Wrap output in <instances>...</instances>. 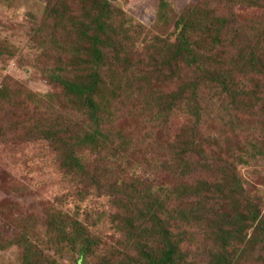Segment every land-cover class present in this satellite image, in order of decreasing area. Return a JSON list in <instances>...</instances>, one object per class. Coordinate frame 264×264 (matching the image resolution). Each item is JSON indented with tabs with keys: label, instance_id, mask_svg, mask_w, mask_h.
<instances>
[{
	"label": "trees",
	"instance_id": "16d2710c",
	"mask_svg": "<svg viewBox=\"0 0 264 264\" xmlns=\"http://www.w3.org/2000/svg\"><path fill=\"white\" fill-rule=\"evenodd\" d=\"M85 1H91L86 6L89 8H84L81 17L74 16L72 25L79 40L67 43L76 46L74 52H68L55 35L49 36L47 43L31 45L46 56L52 44L61 49L55 63L40 66L44 60L36 66L61 91L42 96L11 83L0 90V100L15 109L14 128H24L25 142H47L56 155L62 182L81 191L78 201H85L92 193L112 201L117 211L113 222L123 241L119 249L110 253L112 257L103 258L101 264H122L118 262L121 259L125 264H188L187 242L194 243L193 231L203 227L206 240L213 246L212 250L207 249V264H240V243L264 246V213L248 200H244V212L230 215L216 211L220 210L216 206L223 196L243 195L236 166L228 160H222L218 169L206 166L205 173L215 169L213 180L192 176L194 167L196 172L202 170L200 160H204L213 143L201 133L203 122L209 119L201 95L213 91L218 95L217 101L224 97L227 107L237 111L258 99L259 88L264 87V41L259 40L264 27L259 29L254 22L248 30L240 26L235 32L238 41L233 55L225 52L228 18L201 3L193 4L177 15L171 36L147 41L143 51L150 71L139 73L138 77L125 76V88L131 91L124 96L120 87H115L120 76L118 61L111 63L109 59L118 54L123 36L131 28V18L126 19L125 12L115 7L112 0ZM235 1L248 6L264 3ZM168 4V0H158L157 14L162 19L169 12ZM51 11L55 18L67 14L58 7ZM11 53L0 47L1 55ZM124 65L122 62L121 67ZM184 71L194 77L185 79ZM135 79L140 82L137 87L132 83ZM115 93L129 103L140 104L149 124L160 129H166L168 121L178 113L187 116L188 124L182 125L173 142L167 144L175 156L152 161L153 168L158 169L155 177L167 176L170 180L150 182L148 174L129 177L122 166L118 169L123 175L110 177L102 165L92 162V156H106L104 162L117 166L127 161V143L112 127L110 111ZM119 102L125 106L121 99ZM19 111L29 118L19 115ZM258 154L264 153L259 150ZM46 221L47 229L42 234L34 233L35 228L26 222L20 235L8 242L0 228V250L10 242L18 244L23 249L24 264H62V260L90 264L101 251L100 238L77 216L52 209L46 214Z\"/></svg>",
	"mask_w": 264,
	"mask_h": 264
},
{
	"label": "rangeland",
	"instance_id": "374dc122",
	"mask_svg": "<svg viewBox=\"0 0 264 264\" xmlns=\"http://www.w3.org/2000/svg\"><path fill=\"white\" fill-rule=\"evenodd\" d=\"M89 3L91 1L85 0H0V47L12 52L11 55L0 54V90L6 83H11L22 85L42 96L60 92L61 89L51 85L36 66L44 60L40 66L47 62L55 63L61 49L52 44L46 56L31 45H37L36 42L47 43L49 36L55 35L58 41L66 45L68 52H74L76 46H67V43L79 40L73 31L74 16L81 17ZM112 3L121 8L126 19L131 18L129 21L132 22L131 28L123 36L118 54H113V58L109 59L111 63L118 61L120 76L116 78L115 87H120L124 96H128L131 91L125 88V76L132 78L135 74L138 77L139 73L150 71L146 67L144 45L156 36H171L177 15L193 4L201 3L228 18L225 52L231 51L233 55L238 41L235 32L240 26L248 30L254 22L259 24V29L264 27V3L248 6L238 4L235 0H168L169 12L163 19L157 14L158 0H112ZM53 7H58L63 13L67 11V14L55 18L51 11ZM259 40L264 41V35L261 34ZM136 58H139V62ZM122 62L125 65L121 67ZM183 73L185 79L194 77L189 71ZM132 83L137 87L140 82L135 79ZM259 92L255 102L249 101L247 106L238 111L232 106L227 107L228 101L224 97L217 101L218 95L213 91H204L201 95L202 104L209 112V119L203 122L201 133L204 139L207 137L213 143L212 149L205 152L204 160H200L202 170L196 172L194 167L192 177L213 180L215 169L211 168L209 173H205L206 166L214 165L218 169L222 160H228L229 164L236 166L243 193L219 199L221 202L216 206L221 210H216L219 214L244 212V200L258 205L264 213V154H258L259 150L264 153V87H260ZM114 99L110 111L112 127L127 143V161L117 166L109 161V164L104 162L106 156H92V162L102 165L110 177L118 178L115 174H122L118 169L122 166L129 172V177L133 174L141 177L148 174L150 182L170 180L167 176L155 177L158 169L153 168L152 161H159L162 156H165L164 160L175 156V151L167 144L173 142V137L180 132L182 125L188 124L187 116L178 113L168 121L166 129H160L149 124L146 110L140 104L133 101L129 103L123 96L117 97L116 93ZM119 99L125 106L120 104ZM13 110L0 100V134L3 131L0 137V228L7 242L14 241L15 236L20 235V229L26 222L35 228L34 233L45 232L46 214L52 209L64 210L91 227L92 234L99 237L103 244L90 264H101L103 258H111L110 253L119 249L123 241L113 222L117 211L112 201L97 193H92L85 201H78L81 191L62 182L56 155L47 142H25L22 136L24 128H14L17 120ZM19 115L29 118L24 111L23 114L19 111ZM103 175L107 178L106 174ZM210 208L213 209L212 205ZM251 233L252 230H248L247 239ZM193 237L195 242H187L185 247L189 253L188 264H207L210 261L207 249L212 250L213 246L206 240L205 228L197 229L195 233L193 231ZM238 247L242 257L240 264H264V246L260 248L259 244L251 246L240 243ZM118 262L125 264L122 259ZM0 264H24L22 247L10 242L5 249L0 250ZM62 264L69 262L62 260Z\"/></svg>",
	"mask_w": 264,
	"mask_h": 264
}]
</instances>
